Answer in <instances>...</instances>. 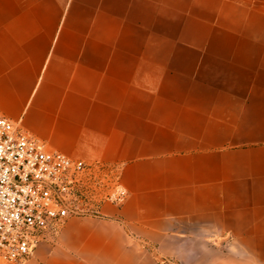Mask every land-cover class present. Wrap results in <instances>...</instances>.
<instances>
[{"label":"crops","instance_id":"obj_1","mask_svg":"<svg viewBox=\"0 0 264 264\" xmlns=\"http://www.w3.org/2000/svg\"><path fill=\"white\" fill-rule=\"evenodd\" d=\"M0 114L125 192L23 264H264V0H0Z\"/></svg>","mask_w":264,"mask_h":264},{"label":"built area","instance_id":"obj_2","mask_svg":"<svg viewBox=\"0 0 264 264\" xmlns=\"http://www.w3.org/2000/svg\"><path fill=\"white\" fill-rule=\"evenodd\" d=\"M106 169L47 149L0 114V264H23L67 217L91 212L95 198L122 202L117 184L96 185Z\"/></svg>","mask_w":264,"mask_h":264},{"label":"rangeland","instance_id":"obj_3","mask_svg":"<svg viewBox=\"0 0 264 264\" xmlns=\"http://www.w3.org/2000/svg\"><path fill=\"white\" fill-rule=\"evenodd\" d=\"M100 178L102 179V182L99 184V183H96L97 187H100L103 185L104 188H108V185L110 184L109 182L111 181L109 179V174H102V175H99ZM96 181H98V179H96ZM104 182H106L105 184H103ZM101 188L100 190H103L104 188ZM99 195L101 193H98ZM92 194H89V196H91Z\"/></svg>","mask_w":264,"mask_h":264}]
</instances>
